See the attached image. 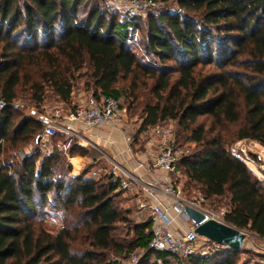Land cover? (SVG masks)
I'll return each mask as SVG.
<instances>
[{
	"label": "trees",
	"instance_id": "trees-1",
	"mask_svg": "<svg viewBox=\"0 0 264 264\" xmlns=\"http://www.w3.org/2000/svg\"><path fill=\"white\" fill-rule=\"evenodd\" d=\"M178 6L148 17L144 48L157 60L153 66L128 45L135 20L108 16L96 0H0V98L8 104L0 110V264H123L137 250L145 254L136 264H250L241 261L244 246L192 256L151 250V219L135 222L132 240L122 241L117 225L138 205L132 196L135 207L121 214L114 198L124 191L112 176H90L92 166L72 175L58 145L39 162L40 152L17 158L31 139L43 142H37L43 125L10 104L28 99L41 109L48 90L66 104L83 75L96 96L120 99L127 92L120 81L134 76L138 88L142 71L153 81V100L143 105L140 134L168 120L183 124L185 141L199 149L178 171L205 198L227 200L225 222L264 238V179L227 147L223 130L235 124L233 140L264 146V0H178ZM203 115L210 128L192 127ZM176 142L188 146L178 135ZM87 153L77 142L69 149ZM50 205L61 213L58 231L37 217Z\"/></svg>",
	"mask_w": 264,
	"mask_h": 264
},
{
	"label": "built area",
	"instance_id": "built-area-1",
	"mask_svg": "<svg viewBox=\"0 0 264 264\" xmlns=\"http://www.w3.org/2000/svg\"><path fill=\"white\" fill-rule=\"evenodd\" d=\"M150 2L152 1L131 0L130 3L134 9H141ZM7 106L8 104L0 98V110ZM10 106L16 109L22 108L23 102L15 101ZM29 113L43 125L42 141L53 139L58 132L65 135L68 142L61 143L58 147L64 150L69 158L73 156L69 155L71 144L77 142L78 145L92 146L101 154V159L112 163L113 166L106 169V172L118 181L119 189L137 198L139 212H147L151 217L152 237L149 249L169 250L181 256H192L209 253V249L205 248L206 242L225 248L199 236L184 211L185 206L190 205L207 213L211 218L224 221L222 217L203 207L200 201L184 198L180 188L174 185L173 182L178 176V164L188 156L190 148L176 142L171 128L161 125L151 128L148 142L143 150L135 149L134 136L125 133L123 138L126 145L119 153L124 161L115 162L107 152L90 139V134L95 129L115 126L119 116L122 115L120 99L109 95L96 96L92 93L74 106H67L64 103L51 107L44 105L41 109L32 107ZM108 140L112 142L111 136ZM127 154L137 163L134 168L126 165ZM90 161L94 165L91 175L95 177L100 174L96 170L98 161L96 159ZM138 168H142L149 179L140 175L136 171ZM182 224L190 225L184 228ZM201 240L204 242L201 243ZM261 262L264 263V258ZM136 263L137 258L133 256L129 264Z\"/></svg>",
	"mask_w": 264,
	"mask_h": 264
},
{
	"label": "rangeland",
	"instance_id": "rangeland-1",
	"mask_svg": "<svg viewBox=\"0 0 264 264\" xmlns=\"http://www.w3.org/2000/svg\"><path fill=\"white\" fill-rule=\"evenodd\" d=\"M96 2L103 8L108 16H114L118 20L121 21H129L135 20L136 27L128 32V45L136 52V54L140 57L143 62H149L150 57L145 54V36L147 31V21L150 15L156 16L159 13L166 12H176L179 9L178 0H170L166 3L164 2H150L147 6L141 9H134L131 6V0H96ZM152 60V59H151ZM153 66H157V60L153 59L151 61ZM167 64L173 65L172 62H168ZM82 75L87 73V69L81 71ZM135 78L134 76H128L127 78L120 81L119 86H123L126 89L125 96L120 98L121 104V116H119V120L116 122L115 126H107L102 128L104 133L111 134L112 142L111 144H106L107 142L103 139H97L96 144L100 149L107 152L110 158H112L115 162H123L119 153L124 148L125 140L123 135L130 134L134 136V147L137 150L145 149V145L148 142V137L151 129H148L146 132L140 134L139 129L142 123V114H143V105L147 101L153 100V95L150 90L151 83L153 82L146 73L140 71L137 76V81L139 82V87L134 88L132 85ZM86 76L83 75L75 80L74 92L72 99L70 102H67L66 105L74 106L80 100L85 99L88 95L92 94V90H87L85 86ZM148 84V85H147ZM20 102H23V114L29 113V110L34 106V103L30 102L28 99H21ZM61 102L51 90L47 91L45 105L48 107L56 106L61 104ZM204 124L207 129L210 128L212 120L209 116L203 115L200 116L195 124L191 126L194 127L197 124ZM166 128H171L176 135L179 136L180 140L184 141L187 144L191 152H196L199 149V146L195 143H191L185 141V137L187 135V130L183 124H180L178 120H168L161 124ZM235 124L226 125L223 130L224 133L229 136L231 140L227 147L230 148L234 153L241 155L245 159L248 160L251 168L264 179V146L259 143H256L251 140H233V133L236 129ZM43 140V138H42ZM63 139L58 136L51 140H45L41 144H36L34 139H31L27 144L20 147L17 150V158L23 159L24 155H31L36 152H40L41 155L37 159L38 162L41 158L47 154L55 145L61 144ZM94 142V143H95ZM82 148H85L88 153L82 157H90L91 159H96L98 164L96 165V170L100 172L99 175L95 176L100 177L104 174H108L106 169L111 168L113 165L109 160L101 159V154L94 149L92 146L88 145H80ZM78 154H80L78 152ZM77 155V154H76ZM63 160L64 163H70L72 166V175H76L74 173V167L72 162L68 156ZM65 166V165H64ZM88 166H94L91 161L85 163L82 170H84ZM94 169V168H92ZM81 170V171H82ZM80 171V172H81ZM109 175V174H108ZM177 178L174 180V185L179 187L182 193V196L189 200H198L202 203V206L207 210L219 215L223 218V214L227 209V200L224 198L218 199H207L205 198L201 188L195 183L189 182V179L185 172L182 170L178 171ZM92 176V175H90ZM56 178H59V173L56 174ZM132 196L128 193L123 192L122 195L114 198V203L121 214L125 213V208L128 206H134L135 202L132 200ZM136 211V210H135ZM130 213L128 215L129 221L119 222L117 225V229L114 234L118 236V238L122 241L129 242L132 240L134 233L132 230L133 224L135 222L148 221L151 219L150 215L147 212L144 214H137L136 212ZM56 207L50 205L46 207V209H40L37 217H43V226L52 231H58L62 226V220L60 218L61 213L56 214ZM249 235L244 243V252L240 255L241 261L249 262L250 264H255V261L261 262L262 258H260L259 251L264 248V239L254 235L251 231H248ZM204 241L201 240V243ZM205 248H208L210 252H215L217 250H221L222 246L216 247L210 242L205 243ZM226 248V247H225ZM145 251L137 250L131 256L126 259H123V264H129L132 260L133 256H136L137 262L141 260ZM114 255L110 254L109 258H112Z\"/></svg>",
	"mask_w": 264,
	"mask_h": 264
},
{
	"label": "water",
	"instance_id": "water-1",
	"mask_svg": "<svg viewBox=\"0 0 264 264\" xmlns=\"http://www.w3.org/2000/svg\"><path fill=\"white\" fill-rule=\"evenodd\" d=\"M41 139L42 135L38 137L37 142ZM184 211L194 224L199 236L205 237L232 250L240 251L243 249L244 243L249 235L248 231L239 229L225 221L211 218L207 213L190 205H186ZM251 233L254 234L253 232Z\"/></svg>",
	"mask_w": 264,
	"mask_h": 264
},
{
	"label": "crops",
	"instance_id": "crops-1",
	"mask_svg": "<svg viewBox=\"0 0 264 264\" xmlns=\"http://www.w3.org/2000/svg\"><path fill=\"white\" fill-rule=\"evenodd\" d=\"M101 129L102 128L93 130L91 132V134H90V139L92 141H94V142L97 141V139H99V140L100 139H103V140H105L107 142L106 144H111L108 139H109V136H112V135L111 134L104 133L103 130H101ZM126 157L128 158V161H126V165L128 167H130V168H134L137 165V163L134 160L130 159L131 156H129L128 154L126 155ZM121 158H122V161H124L123 157H121ZM70 160H71L72 165L74 167V173L75 174H78L83 169L85 163H88L90 161V157H85L84 158V157H82L80 155H73L72 157H70ZM136 171L140 175H143L145 178L149 179V176L147 174L146 175L144 174L142 168H138ZM133 198H134V200H135V202L137 204V201H136L137 198L136 197H133ZM136 213L137 214H144V212H139V208H137ZM189 225L190 224H184L183 227L184 228H188ZM256 236H258V235H256ZM258 237H260V236H258ZM261 239H264V238H261ZM259 254L261 256L260 258H264V248L261 251H259Z\"/></svg>",
	"mask_w": 264,
	"mask_h": 264
}]
</instances>
